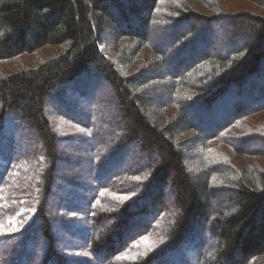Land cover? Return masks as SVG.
<instances>
[{
  "label": "trees",
  "instance_id": "1",
  "mask_svg": "<svg viewBox=\"0 0 264 264\" xmlns=\"http://www.w3.org/2000/svg\"><path fill=\"white\" fill-rule=\"evenodd\" d=\"M248 1L260 12L226 14V0H0V62L17 68L0 77V264L39 259L37 234L38 264H264V123L247 110L264 111V0ZM101 85L110 93L93 96ZM72 104L84 119L64 113ZM60 153L86 155L91 174L68 160L61 171ZM131 153L140 165L108 172ZM22 208L31 220L4 236ZM197 240L205 247H188Z\"/></svg>",
  "mask_w": 264,
  "mask_h": 264
},
{
  "label": "rangeland",
  "instance_id": "2",
  "mask_svg": "<svg viewBox=\"0 0 264 264\" xmlns=\"http://www.w3.org/2000/svg\"><path fill=\"white\" fill-rule=\"evenodd\" d=\"M218 2H219V4L221 3L222 4V0H218ZM224 3V2H223ZM223 6V5H222ZM223 11L226 13V14H241L242 12H245V11H247V10H251V11H254V12H260V7H258V6H255V5H253V4H251L248 0H226V3H224V6H223ZM224 13V14H225ZM150 33H152V34H150V36L149 37H151V36H153V35H162L163 33H161L160 32V30H156V31H151ZM111 32H110V29L108 28V29H106V33H105V35H106V39L109 41L111 38H112V36H111ZM214 38H215V40L217 39L216 37H217V35H214L213 36ZM169 39H171V38H167L165 41L167 42V40H169ZM213 41H214V39H213ZM236 38H235V40L233 41L234 43H233V45L231 46V49H237V48H239V47H241L243 44L241 43V41H242V38L240 37V39H239V37H238V40L236 41ZM169 43L167 42L166 44H162V45H164L165 47H167V45H168ZM212 46L214 47V46H216V42L214 41V43L212 44ZM199 50V49H198ZM195 51H197V50H195ZM194 51V52H195ZM194 56H190V59H192ZM186 62V61H185ZM16 66H12L11 64H9V63H6V62H0V77L3 75L2 73H4V72H12V71H14V70H16L17 68H15ZM176 67H177V70H179V68L181 67L180 65H179V67H178V65H176ZM150 75H153V74H150ZM156 76V75H155ZM154 84L155 83H159L160 84V81L159 80H157V79H154V82H153ZM103 86V87H102ZM103 90H108V92L110 93V91H109V88H105V85H101V87H98V90L96 91V93L95 92H93V96L95 95V97L97 96H99V92H102ZM149 91V90H148ZM248 91H253L251 88H248ZM149 93H150V95L151 96H157V97H159L161 100H159V102H161L162 100H164V96H163V94H162V91L160 90V91H155V90H150L149 91ZM112 95V94H111ZM69 96L72 98V99H74L75 97H74V95L73 94H69ZM113 97V96H112ZM76 99H77V97H76ZM84 105V104H89V102H88V100H86V101H82V99H80V105ZM79 105V106H80ZM263 106V103H260V104H249L248 105V109L247 110H255V112L251 115V117H250V120H248V122L250 123V124H263L264 123V111L263 110H261V107ZM68 110L69 111H71V112H65L64 111V113L65 114H67L68 116H76V118H79V119H84V117H86V116H82V115H80L79 113H78V105L76 106L75 104L73 105H71L69 108H68ZM117 114H118V112H116ZM115 113V114H116ZM118 116H119V114H118ZM118 120V122L120 123V122H122V120H120V117L118 118H115V120ZM16 123H17V121L16 120H14ZM29 129H30V132L31 133H35V128L34 127H32L31 125L29 126ZM73 130H78V128L77 127H73ZM212 131V130H211ZM214 132V131H213ZM208 132H205V134H207ZM108 138H110L111 139V137L109 136ZM88 142H92L91 140H87ZM76 145H77V143H76ZM209 145V144H208ZM214 145V143L212 142V144H211V146H213ZM210 146V145H209ZM84 156H86V155H84ZM83 155H81L80 157H78V160H75L74 159V157H73V155H66L65 153H60V155H59V157H60V161H59V163H58V165H59V168H60V170L62 171V170H64V169H66V167H67V165H65L64 164V162L66 161V160H68L69 161V163H70V165H74L76 168H77V172L80 174V175H82V176H84L85 175V169L87 170L88 169V171H89V173L91 174V172H92V167H88V163H87V161H86V158L84 157ZM238 159V158H237ZM236 158L234 159L235 160V162H237L236 160H237ZM125 160V161H124ZM127 160V161H126ZM258 163H259V165H262V167H264V159H257L256 160ZM256 161H252V162H250V163H252V164H254V163H256L257 164V162ZM0 162H4V160H3V158H2V156L0 157ZM126 162H127V164L129 163V164H132V163H134L135 165H140V163H141V160L140 159H138V158H136V154L135 153H131L130 154V156H129V158H125L124 156H123V159L121 160V161H118L116 164H114V165H111L110 167H109V169H108V172H111V171H115V169H117V167H119L120 166V164H122V165H125L126 164ZM237 164L238 165H240L238 162H237ZM241 166V165H240ZM61 176H64V178H66L67 176L64 174V173H62V174H60V178H61ZM88 176H90V175H88ZM107 175H103V178H100V179H98V180H100V181H102V180H104L105 179V177H106ZM69 178H73L72 176H68ZM73 179H75V178H73ZM102 179V180H101ZM63 180V179H62ZM78 180V182H79V184H80V186L81 187H88L89 185H90V183L88 182V180H84V179H81V178H79V179H77ZM57 183L58 184H62V186L64 187V190L66 191L68 188H70L69 186H66V184L63 182V181H57ZM74 190H75V192L76 193H78V192H81V190L79 189V188H74ZM59 195H60V193H59ZM62 195H64V194H62ZM166 196H167V194H166ZM221 200H214V201H212V206L210 207L211 209H210V211H216L217 210V204H219V202H220ZM225 204V203H224ZM229 204V203H228ZM227 204V205H228ZM152 206H154V204H151ZM32 215H33V211L32 210H30L29 212L26 210V209H24V208H22V209H20V210H17V211H15V212H13V213H11V214H9V215H7V218L5 219V222H4V225H5V227H6V229H7V233H5L4 234V236H9V235H12L16 230H17V228H18V226L19 225H25L26 223H28L30 220H31V218H32ZM136 222V221H135ZM126 230V229H125ZM133 231H134V229H130V232H126L127 234L126 235H124V237H128L130 234H132L133 233ZM44 234H46V232H44ZM47 235V234H46ZM54 235H56L57 237H59V236H61L60 235V231L58 230V229H55V234ZM204 236V235H203ZM41 236H40V234H37L35 237H34V239L32 240V244H31V246L32 247H34V249H35V253H36V256H38V258L39 259H36V260H34V258H33V256L32 255H30L29 257H26V262H24V264H30L29 262H31V261H35V263L36 264H38L39 263V261H40V255H38V246H40L41 244H42V241L40 240L41 238H40ZM202 235H200L199 236V239L200 240H202ZM64 242H67V240L66 239H64L63 238V240H57V244L55 243V248H56V250H57V252H59L60 251V248H62V245L64 244ZM193 246V245H195L197 248H199V250L200 249H202V246L203 247H205V245L203 244V241H196V242H194V243H190V244H188V247L189 246ZM32 247L30 248V249H32ZM37 247V248H36ZM87 248H85L84 250H86ZM193 249V248H192ZM192 249L191 250H185V251H183L181 254H179L178 255V257L179 258H186V259H188L189 261H190V259H192V258H194L195 257V252H193L192 251ZM83 250V251H84ZM31 250H29L28 252H30ZM83 251H77L78 253H82ZM68 256H72V257H77V254L76 253H74V252H70V251H68V253H66ZM78 258V257H77ZM84 259L85 260H87V261H91V258L90 257H88L87 255H84ZM87 261H83V264H85V263H87ZM88 262V263H89Z\"/></svg>",
  "mask_w": 264,
  "mask_h": 264
},
{
  "label": "snow or ice",
  "instance_id": "3",
  "mask_svg": "<svg viewBox=\"0 0 264 264\" xmlns=\"http://www.w3.org/2000/svg\"><path fill=\"white\" fill-rule=\"evenodd\" d=\"M144 242H145V243H148L147 238H144Z\"/></svg>",
  "mask_w": 264,
  "mask_h": 264
}]
</instances>
